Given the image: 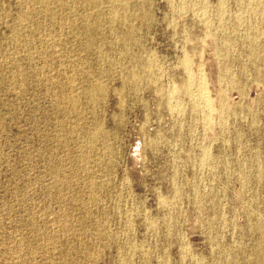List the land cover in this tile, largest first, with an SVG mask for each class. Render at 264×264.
<instances>
[{"label": "rangeland", "instance_id": "rangeland-1", "mask_svg": "<svg viewBox=\"0 0 264 264\" xmlns=\"http://www.w3.org/2000/svg\"><path fill=\"white\" fill-rule=\"evenodd\" d=\"M119 1L0 0V264H264L262 3Z\"/></svg>", "mask_w": 264, "mask_h": 264}, {"label": "bare ground", "instance_id": "bare-ground-1", "mask_svg": "<svg viewBox=\"0 0 264 264\" xmlns=\"http://www.w3.org/2000/svg\"><path fill=\"white\" fill-rule=\"evenodd\" d=\"M90 1V0H89ZM262 3V8L264 10V0H259ZM120 4L126 5L128 2L125 0H121L119 1ZM142 13L146 14V11H142ZM136 15V13H135ZM134 14L132 16H128V15H119L118 12H113L112 16H111V20L112 22L115 21H119L121 22L123 25H128L129 22L131 21V19L133 18ZM95 25H98V19L93 21ZM97 23V24H96ZM128 34H124L123 38L127 37ZM211 41H214L215 39L213 37L210 36ZM227 41V40H226ZM226 41H223L226 43ZM228 42V41H227ZM137 74L136 73H132L131 77L134 78L136 77ZM188 82H187V86L188 88H191L193 86V84L196 85L197 87V92L191 96L192 100H194L195 102V106L196 107H202L203 109H207V111H209V113L204 114V121L209 122L211 120L210 117V110L212 111L213 109H216L217 107V102L215 100H210V98L207 95L208 92V86L207 83L205 82L204 76H202V74L198 73V74H194L192 73L190 70L188 71ZM256 228L260 231H263L264 229V224H262L261 222L256 224ZM234 264H243L242 261L236 260L234 262Z\"/></svg>", "mask_w": 264, "mask_h": 264}]
</instances>
